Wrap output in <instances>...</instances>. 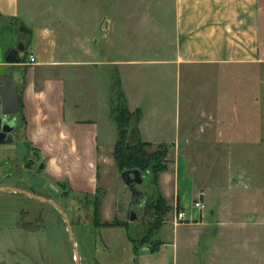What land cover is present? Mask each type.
Returning <instances> with one entry per match:
<instances>
[{
    "label": "rangeland",
    "instance_id": "1",
    "mask_svg": "<svg viewBox=\"0 0 264 264\" xmlns=\"http://www.w3.org/2000/svg\"><path fill=\"white\" fill-rule=\"evenodd\" d=\"M172 1L19 0L21 13L13 27L0 22V42L13 48L23 43L20 57L25 62L35 30L49 32L61 57L72 62L158 60L162 48L172 50ZM89 69L81 85L73 84V77L82 70L71 72L69 86L81 95L75 115L94 118L99 125L104 150L96 154V179L90 186L70 180L55 174L45 159L39 179L55 187L56 194L37 189L68 213L81 264H135L133 257L141 256L151 264H264V65L183 68L167 75L155 62L123 66L121 71L113 67L111 77L122 78L128 107L140 108L152 134L167 142L145 147L167 166L157 182L144 173L141 185L128 186L113 156L116 126L105 119L112 95L110 74L104 66ZM72 108L67 101L68 114ZM157 108L165 118L156 130ZM20 141L11 150L1 148L0 158L27 153L21 162L26 161L32 146L27 144V149ZM166 172L169 181L164 177L160 183ZM59 181L67 184L66 192ZM200 193L205 208L199 219L180 220L177 213L185 205L188 217L198 216L192 202ZM159 194L165 202L157 209ZM21 201L9 203L22 208L23 232L4 233L17 251L4 259L74 264L67 225L58 210L25 195ZM132 209L137 215L133 222ZM156 243L163 245L159 251L141 255L135 250V245L151 249Z\"/></svg>",
    "mask_w": 264,
    "mask_h": 264
},
{
    "label": "crops",
    "instance_id": "2",
    "mask_svg": "<svg viewBox=\"0 0 264 264\" xmlns=\"http://www.w3.org/2000/svg\"><path fill=\"white\" fill-rule=\"evenodd\" d=\"M20 13L19 0H0V22L6 26L12 28V22L20 17ZM172 15V50L169 52L167 48H162L159 59L149 61L114 58L72 62L61 57L49 32L35 30L30 44L33 50L29 54V60L25 62L21 58L19 63L9 65L14 69L13 78L22 94L23 116H18L17 126V133L21 135L17 137L16 145L0 144V149L4 148V152L11 150L23 139L26 147L27 144L31 145L41 151L44 159H49V165L53 166L55 174H66L70 180L78 183L83 180L86 186H90L91 181L96 179V169L93 170V167L96 168V154L98 150H104V145L97 121L75 115L81 95L69 86L71 72L82 70L72 80L73 84L81 85L86 80L88 70L91 71V66H104L109 71L112 84L113 67L120 70L123 66L133 67L152 62L162 66L165 75L168 71L183 68L196 70L230 65H264V0H173ZM13 46L11 44L6 47L0 42V66L6 64L5 57ZM30 55H34L35 62L30 63ZM121 86L125 93L122 78ZM83 95L86 96L85 93ZM125 95L129 106L128 94ZM110 100L105 119L113 122ZM67 101L73 104V111L69 114L66 112ZM136 109L140 108H130L131 111ZM153 116L156 121L159 119L156 123L157 130L165 115L157 108L153 111ZM145 118V113L141 110L137 130L139 138L153 144L167 143L152 134ZM177 140L175 138L170 143H176ZM164 177L169 181L171 174H162L160 183ZM179 190L177 185L176 194ZM22 196L24 195L21 193L0 192V264H20L16 260L4 259L6 253L17 252L4 233L23 232L19 223L22 221V208H13L9 204L14 200L21 204ZM185 206L182 210H186ZM102 228L104 227H100ZM162 246L161 244L156 251L162 249ZM141 257H133L135 264H151L149 259ZM43 261L44 259L36 264H45Z\"/></svg>",
    "mask_w": 264,
    "mask_h": 264
},
{
    "label": "water",
    "instance_id": "3",
    "mask_svg": "<svg viewBox=\"0 0 264 264\" xmlns=\"http://www.w3.org/2000/svg\"><path fill=\"white\" fill-rule=\"evenodd\" d=\"M25 52V46L20 43L16 48L11 49L5 57V65L0 66V144H13L15 139L13 136V130L15 129L16 120L10 121L11 116H15L19 113V101L18 92L19 87L13 78L14 69L9 65L17 64L20 62V53ZM140 140L139 134L136 128H131L129 133V142L136 144ZM121 178L124 183L128 185L138 184L141 185L144 182V176L140 169H126L121 172ZM62 189H66L67 184L58 183ZM2 191H14L28 196L31 199H35L40 202H45L55 207L58 212L64 218L69 239L74 250V264H81L80 249L76 240L73 225L71 223L68 213L63 208L62 204L53 198L45 197L37 194L35 191L26 190L23 188H16L12 186L0 185V192ZM137 219L136 212L132 209L130 214V221L133 222ZM152 253L151 249L140 250L141 255Z\"/></svg>",
    "mask_w": 264,
    "mask_h": 264
},
{
    "label": "trees",
    "instance_id": "4",
    "mask_svg": "<svg viewBox=\"0 0 264 264\" xmlns=\"http://www.w3.org/2000/svg\"><path fill=\"white\" fill-rule=\"evenodd\" d=\"M111 94V118L116 126L118 135L113 156L120 171L122 172L126 169H140L143 176L144 173H150L154 176L155 182H157L158 174L167 170V166L164 165L163 162L161 163V161H163L162 158L153 153H149L145 149L146 146L151 144L150 142H145L140 139L138 143L131 144L128 141L129 137L126 139V135L130 133L131 128L134 127L138 130V124L141 120V110L136 109L130 111L119 78H112ZM157 202L154 204L155 208L157 204L161 205L165 202L161 194H159ZM104 226L111 227L112 224L105 223ZM132 240L134 241V239ZM160 245L161 243H156L151 250H157ZM139 249L140 248L135 245V250L138 251Z\"/></svg>",
    "mask_w": 264,
    "mask_h": 264
},
{
    "label": "flooded vegetation",
    "instance_id": "5",
    "mask_svg": "<svg viewBox=\"0 0 264 264\" xmlns=\"http://www.w3.org/2000/svg\"><path fill=\"white\" fill-rule=\"evenodd\" d=\"M18 101H19V113L15 116H11L10 119V121H13L14 119L16 120L15 129L13 130L15 143L4 144V145H16L18 140L17 137H19L18 135H21L17 133L18 116L20 117L23 116V109H24L20 87L18 92ZM31 150L32 153H30L28 159L23 163L21 162V160L23 158H27L28 156L27 153H23L22 158L20 157L19 154L16 155V153L14 155L12 153L5 154L2 160H0V185L32 190L35 191L37 194H39L37 191V189L39 188L42 190L48 189L51 193L55 195L56 194V190L54 189L55 187H48L46 185V182L40 181L39 179L38 173L41 171L42 172L45 171L47 167L45 159L41 157V160H39L40 151L34 148H32ZM25 183L27 185H25ZM57 185L61 187L59 184ZM10 192H14V191H10ZM63 192H66V190L63 189Z\"/></svg>",
    "mask_w": 264,
    "mask_h": 264
},
{
    "label": "built area",
    "instance_id": "6",
    "mask_svg": "<svg viewBox=\"0 0 264 264\" xmlns=\"http://www.w3.org/2000/svg\"><path fill=\"white\" fill-rule=\"evenodd\" d=\"M35 62V57L34 55H30V63H33ZM201 196H202V193L199 194L198 198L193 202V207L197 213V217H188V214H187V211L186 210H179L178 213H177V217L180 219V220H193V219H199V216H200V213L201 211L204 210L205 208V205L203 203V201L201 200Z\"/></svg>",
    "mask_w": 264,
    "mask_h": 264
}]
</instances>
